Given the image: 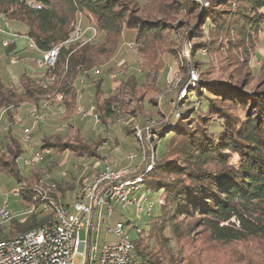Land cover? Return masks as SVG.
<instances>
[{
  "label": "trees",
  "instance_id": "trees-1",
  "mask_svg": "<svg viewBox=\"0 0 264 264\" xmlns=\"http://www.w3.org/2000/svg\"><path fill=\"white\" fill-rule=\"evenodd\" d=\"M181 12L194 20L193 25L189 20L180 22L187 27V37L199 38L192 42L193 58L197 53L232 48H242L248 58L264 31V0H209L205 7L195 0H0V15L9 23H23L26 36L35 41L38 50L44 52L61 45L57 62L46 69L44 79H35L24 71L16 87L0 77V109H8L11 115L22 103L39 104L59 92L66 109L73 111L80 100V84L89 82L94 86L92 111L105 125L108 118L116 115L118 99L112 96L101 102L106 75L98 77L93 69L117 48L122 37L131 33L133 42L139 44L140 56L156 59L165 33L176 30L170 21L172 13ZM83 17L93 22L97 35L87 42H68ZM190 63L197 67V61L190 59ZM145 76L144 82L134 73L125 79V92L120 93L127 94L131 101H121L122 105L130 106L132 101L143 104L146 96H137V90L141 87L146 93L152 75ZM156 76H152L153 81ZM52 78L55 82L49 85L47 81ZM182 89L186 91L181 97ZM172 101H180L179 111L170 117L166 114L151 127L163 146L157 148L155 167L147 172L141 185L149 192L145 198L161 192L162 199L145 227L133 225L128 230L138 254L152 264H193L180 243L190 235L192 223L183 227V220L189 218L218 243L264 240V76L259 85L249 90L231 76L230 80L213 79L210 71L203 72L197 82L184 80L178 97ZM239 109L244 110V116ZM130 131L136 137L135 129ZM63 138L60 133L41 137L36 151L44 162L50 155L67 151L79 160L98 158V149L106 140L100 132L88 137L82 131L74 140ZM25 152L14 133L0 134V173L15 177L23 200L47 209L40 201L41 193L21 182L25 176L21 170L25 166L21 158H27ZM75 178L71 175V180L55 182L49 193L51 204L54 200L71 207L81 194L74 195L72 203L68 201L66 192L76 190ZM39 210L25 221L14 222L10 238H5L0 229V240L14 238L52 218H39L45 213L43 208ZM98 219L96 212L93 223L99 230ZM166 231L171 237L164 235ZM170 238L177 240L174 249Z\"/></svg>",
  "mask_w": 264,
  "mask_h": 264
},
{
  "label": "rangeland",
  "instance_id": "rangeland-1",
  "mask_svg": "<svg viewBox=\"0 0 264 264\" xmlns=\"http://www.w3.org/2000/svg\"><path fill=\"white\" fill-rule=\"evenodd\" d=\"M195 1L203 7L209 4V0ZM185 15L184 12L172 13L170 21L175 25L176 30L172 34L170 32L165 33L164 40L159 45V53L156 59L142 58L139 54L138 43H135L134 48L128 46L129 43L136 42L131 33L122 37L117 48H113L110 53L103 57L102 64L93 69L92 72L98 77L106 75L103 86L105 93L100 96L101 102L112 96L118 99L116 115L108 118L105 125H102L100 116L92 111L94 86L89 82L80 84V100L73 111L66 109V104H64L59 92H53L41 100L39 104L33 101L22 103L16 110L12 111L11 115L6 110L0 122V134L5 136L12 132L20 140L24 139L27 147L26 154H24V157L27 158L23 160L21 158L25 165L21 169L25 175L21 182L39 191V194L41 193L40 201H43L44 205L49 208L38 207L36 203L34 204L30 200H24V204L20 193L19 195L15 194L20 192V185L15 177L0 173V212L4 208L10 211L7 219L2 217V213L0 215V229L5 234V238H10V229L14 222H22L35 210L40 211L39 208L45 210L44 215H39V218L49 215L52 216L51 219L54 218V211L50 202L52 199L49 200V193L55 188L56 181L71 180V175L72 177L73 175L76 176V190L66 192L69 195L68 201L72 203L74 195L81 193L79 198L87 187H92L107 167L114 166L119 169L133 170L140 164V174L142 173L144 176L153 170L155 163L151 170H148V166L144 168L146 159L147 163L151 159L155 161L158 155L157 148L158 150L162 148L163 141H160L152 131V124L155 123L154 121L160 122L164 117H167L166 114H169L168 117H170L179 111L178 104L180 101L176 103L172 99L178 97L181 83L184 80L189 83L197 82L201 79L203 72L210 71V77L213 79L230 80L231 76L234 82L244 84L249 90L259 85L264 76V31L258 36L254 51L248 58L242 52V48L221 49L208 54L197 53L196 57L193 58L190 55L192 42L199 38L190 40L185 34L187 27H183L180 23L189 20ZM189 21L193 25L194 20L190 19ZM24 27L26 28L23 23L13 21L10 22V26L5 28L25 34ZM96 35L93 22L83 17L71 35L72 41L69 42H87L93 40ZM6 39L10 40L8 46L3 45ZM39 51L26 35L14 38L12 35L4 37L0 33L1 79L19 87L21 74L25 71L28 62L43 59L42 52ZM37 53H40L41 56ZM15 54L20 60L13 63L11 59ZM190 59L198 62L197 67L190 63ZM246 59H248L247 62ZM133 73L139 77L141 82L147 79L146 73L152 76L157 74L156 81H153L152 76L148 78L150 85L146 87V93L143 88H138L137 96H146L143 104L132 101L130 106L122 105L124 103L121 101H131L127 94L120 92H125L124 81ZM54 82V78L47 81L49 85ZM185 91V89L181 90V97ZM152 100L156 101L157 104ZM117 107L121 109L119 110ZM3 109H0V113ZM239 113L244 116L243 109H239ZM132 128L135 129L136 137L130 131ZM138 128L142 129L140 137L136 135ZM148 130L151 132L150 135ZM79 131L86 132L88 137L94 132H100L106 137L105 143L98 149V158L79 160L68 151L60 155L46 156V162L41 157L35 159V157L30 156L33 151L37 150L42 136L60 133L64 135L63 139L71 141L76 138ZM127 135L130 139L127 138ZM151 137L153 138L150 139ZM131 153L137 155L133 160L129 157ZM144 153L145 159L143 160ZM66 185V188H69L68 184ZM141 187L140 185L138 189H135L136 191L133 190L130 195L136 200V203L128 206L114 203L113 213L108 223L103 222L105 213L99 217L100 228L97 231L94 230L92 234V245L96 249L93 252L98 253L106 242L118 240L117 235L115 237L114 233L108 230L109 226L113 229L117 222H123L124 231L129 233L128 230L133 225L143 228L148 224L149 215L153 208L159 206L158 202L159 199H162V194L160 192L149 196L151 199L143 198L149 195V192L145 190L144 185L143 188ZM33 198H36V195H33ZM24 205L26 207H23ZM139 206L143 207V211L139 210ZM188 223H192L189 224L190 235L186 236L180 243L185 255L193 261V264H264V240L218 243L210 238L205 229L194 223L192 218L183 220V227ZM166 232L164 235L168 238L171 237L169 231ZM134 235H136L135 232ZM80 236L81 239H86L87 232L85 229H81ZM5 238L1 240H5ZM176 241V239L171 238L169 240L173 249L176 248ZM77 259L81 260V255H77Z\"/></svg>",
  "mask_w": 264,
  "mask_h": 264
},
{
  "label": "built area",
  "instance_id": "built-area-1",
  "mask_svg": "<svg viewBox=\"0 0 264 264\" xmlns=\"http://www.w3.org/2000/svg\"><path fill=\"white\" fill-rule=\"evenodd\" d=\"M31 42L35 41L31 40ZM9 43L10 40L6 39L3 45L8 46ZM128 45L134 48L135 43L131 42ZM57 53L58 50L55 54ZM13 60H20V58L14 55ZM35 64L48 69L52 65V59L48 62L35 61ZM136 156V153L129 155L132 160ZM31 157H42V155L34 151ZM145 165L144 168H147V159ZM139 166L140 164L133 170L110 166L107 180L98 183L97 188L88 190L80 197L78 204L71 205V207L60 205V215L57 216L53 227L44 228L38 233L26 234L17 247L2 245L0 264H141L135 257L132 242L127 235H125V240L116 239L114 242L104 243L98 253L93 252L96 249L92 245L93 231L98 230L93 223L96 212L99 217L105 213L103 222L108 223L113 213L114 201H123L126 205L134 203V198H128V191L127 195H120V188H124V183L140 175L141 166ZM3 211L4 209L0 215ZM120 227L121 223L117 222L113 229L109 226L108 230L116 237V232L120 231ZM81 229L86 230V239H81ZM77 255H81V260L77 259Z\"/></svg>",
  "mask_w": 264,
  "mask_h": 264
},
{
  "label": "bare ground",
  "instance_id": "bare-ground-1",
  "mask_svg": "<svg viewBox=\"0 0 264 264\" xmlns=\"http://www.w3.org/2000/svg\"><path fill=\"white\" fill-rule=\"evenodd\" d=\"M7 34H8V32H7ZM9 35L16 36L14 33H10ZM72 38L73 37H70V39L68 40V42L69 41H72ZM33 44L35 45L34 42H33ZM60 48H61V45H59V46H57V47H55V48H53L51 50H48V51H44V52L41 51L42 52L43 59L41 61H39V62H48V61H50V59H52V65H51V67L54 66L56 64V62H57ZM56 50H58V53L57 54H55L56 53ZM11 61L13 63H16L19 60H13V58H12ZM6 110H8V109H3V111L0 113V122L2 120L3 115L5 114ZM141 133H142V129L141 128H138L136 135L140 137ZM148 134L149 135L151 134V132L149 130H148ZM154 163H155V161L153 159H151L148 162V170H151L153 168ZM109 168L110 167H107L106 170L103 171L99 175V177L96 179V182L94 183V185L92 187H89V188L87 187V189L84 192L85 194L88 192V190H91L93 188H97L98 183H102V182H105L107 180V173L109 171ZM143 176L144 175L141 173L139 176H137L136 178H134V180L128 181V182L124 183V188H120V195H127V191H128V198H131L130 195L132 194V191L135 190V189H138L140 187V185H142V183H143ZM15 194L16 195H19L18 192H16ZM81 196H83V194ZM80 197L72 205L78 204V202L80 200ZM114 203H116V204H122L123 206L130 205V204H127L126 205V203L123 202V201H114ZM134 203H136V200L135 199H134ZM52 204H53L52 210L54 211V218L53 219L49 220L47 223H45L42 226H39L37 228H34V229H31V230L25 231L23 233H20L19 235H17L14 238L1 240L0 241V247L2 245L4 247H17V246L20 245V242L26 236V234H28V233H38L41 230H44V228H51V227H53L56 224L57 216L60 215V205L56 204L53 201H52ZM139 210L140 211H143V207L142 206H139ZM9 215H10V211L8 209H5L4 208V211L2 212V217L5 218V219H7L9 217ZM118 223H121L120 231H117L116 232V235L118 237V240H125V235H127L128 239L132 242V248L134 250L135 257L141 262V264H152L148 259L142 258L138 254L137 249L135 247V244L133 243V241H132L129 233H127V232L124 231V225H123V223L122 222H118Z\"/></svg>",
  "mask_w": 264,
  "mask_h": 264
},
{
  "label": "crops",
  "instance_id": "crops-1",
  "mask_svg": "<svg viewBox=\"0 0 264 264\" xmlns=\"http://www.w3.org/2000/svg\"><path fill=\"white\" fill-rule=\"evenodd\" d=\"M6 26H10V23L9 22H7L6 20H5V18L3 17V16H1L0 15V33L4 36V37H7V35H9L10 33H8L7 34V32H11V33H14L16 36H14V38H16V37H20V36H22V35H26V31H27V28H25V34H22V33H20V32H15V31H12V30H7V28H5ZM12 41V40H11ZM10 44V43H9ZM39 52H41V51H39ZM38 55H40L41 56V54L40 53H37ZM15 55H17V54H15ZM38 59V58H37ZM35 61H36V59L35 60H33V61H29L28 62V65H26L25 66V71L29 74V75H31L32 77H34L35 79H44V77H45V73H46V69L44 68V67H42V65H40V66H37L36 64H35ZM41 67V68H40ZM47 68V67H46ZM20 110V109H19ZM127 138H129V136L127 135ZM33 139H34V137H33ZM130 139V138H129ZM128 139V140H129ZM21 143L23 144V147L25 148V150H27V147L25 146V141H24V139H21ZM32 149V148H31ZM30 149V150H31ZM36 151V150H35ZM34 152V151H33ZM25 154H26V152H25ZM115 168H117V169H119L118 167H115ZM143 198H145V197H143ZM143 198H141V199H143ZM23 200V199H22ZM23 203L25 204V201L23 200ZM23 207H26L25 205L23 206ZM23 221H25V219L23 220Z\"/></svg>",
  "mask_w": 264,
  "mask_h": 264
}]
</instances>
